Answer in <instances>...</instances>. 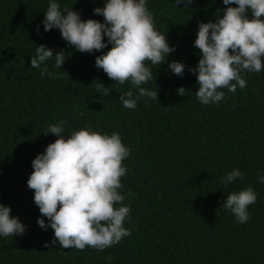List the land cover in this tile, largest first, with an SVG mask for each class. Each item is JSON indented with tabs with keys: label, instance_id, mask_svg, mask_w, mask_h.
I'll use <instances>...</instances> for the list:
<instances>
[{
	"label": "trees",
	"instance_id": "obj_1",
	"mask_svg": "<svg viewBox=\"0 0 264 264\" xmlns=\"http://www.w3.org/2000/svg\"><path fill=\"white\" fill-rule=\"evenodd\" d=\"M54 2L62 13L72 9L82 20L103 22L93 9L103 7L104 0ZM145 3L155 30L175 51L159 66L145 61L155 79L141 87L157 91V101L140 97L135 109H127L119 97L130 90L137 97L138 90L95 66V57L111 44L91 54L76 51L58 29L44 31L49 0H0V204L25 226L23 235L0 236V264H264V183L257 175L259 170L264 176V67L241 72L246 87L237 86L235 93L219 89L224 98L208 105L197 99L196 75L188 71L200 58L194 46L199 23L236 5L225 6L222 0ZM41 44L54 54L64 51L61 68L55 57L40 69L31 68ZM172 61L185 65L182 77L168 68ZM45 66L51 75H41ZM99 83L109 87L108 95L97 90ZM180 87L185 95L178 94ZM60 121L66 138L80 129L109 136L118 132L129 149L118 192L130 208L123 226L131 234L103 251L51 244L53 230L37 224L47 218L27 186L31 162L55 141L56 136L43 133ZM233 169L243 180L221 183ZM249 186L257 200L241 224L222 205L230 193ZM109 255L111 261L105 259Z\"/></svg>",
	"mask_w": 264,
	"mask_h": 264
},
{
	"label": "clouds",
	"instance_id": "obj_2",
	"mask_svg": "<svg viewBox=\"0 0 264 264\" xmlns=\"http://www.w3.org/2000/svg\"><path fill=\"white\" fill-rule=\"evenodd\" d=\"M184 2L175 0L176 5ZM222 3L236 7H226L222 16L199 23L194 46L200 50V58L194 68L188 69L196 75L195 95L204 105L224 98V92L219 89L235 93L237 86L245 88L246 80L240 75L244 70L258 73L264 67V0H222ZM93 12L103 16V22L82 20L80 13L72 9L62 13L57 3L49 0L43 29L45 32L58 29L62 39L82 53L99 52L111 44L106 53L95 57V66L109 79L120 84L130 81L138 90L137 97L131 90L119 97L123 107L135 109L137 99L145 96L157 101V91L141 87L155 79L145 61L159 66L175 51V46L170 47L165 34L155 30L145 0H104V6ZM35 51L30 61L33 69H40L52 57H55V66L61 68L66 59L63 50L54 54L43 44ZM168 68L182 77L185 65L172 61ZM46 74L51 75L47 66L41 69V75ZM97 90L109 94V87L101 83ZM177 91L185 95L187 90L180 87ZM63 132V121L49 125L43 134L51 133L57 138L31 162L33 171L27 186L34 191L33 200L41 216L47 218V223L38 218L37 224L41 229L53 230L51 244L58 241L64 249L92 247L103 251L131 234L123 226L130 208L123 205L124 196L118 192L122 187L120 177L126 174L122 161L129 155V149L122 144L118 132L109 136L80 129L67 138ZM257 175L264 183L259 170ZM237 178L243 180V174L233 169L221 178V183L228 185ZM256 200L257 194L249 186L230 193L222 206L243 224L250 218L248 206ZM117 204L121 206L115 207ZM10 213L9 206L0 204V236L23 235L25 226ZM44 246L48 247V243ZM105 259L111 261L112 257Z\"/></svg>",
	"mask_w": 264,
	"mask_h": 264
}]
</instances>
